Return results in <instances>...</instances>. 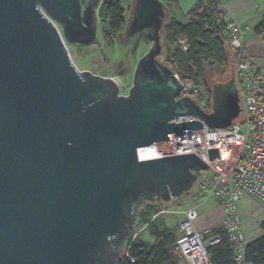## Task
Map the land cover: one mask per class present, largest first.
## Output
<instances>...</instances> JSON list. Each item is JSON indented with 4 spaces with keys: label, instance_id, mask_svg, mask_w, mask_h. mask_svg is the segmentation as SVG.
<instances>
[{
    "label": "water",
    "instance_id": "obj_1",
    "mask_svg": "<svg viewBox=\"0 0 264 264\" xmlns=\"http://www.w3.org/2000/svg\"><path fill=\"white\" fill-rule=\"evenodd\" d=\"M102 2L0 0V264H118L138 207L182 196L209 167L194 153L159 157L150 144L241 116L234 69L212 84L211 111L181 97L159 59L163 0H134L118 35L132 53L151 44L127 94L80 70L66 40L99 43ZM185 115L199 120L173 122Z\"/></svg>",
    "mask_w": 264,
    "mask_h": 264
},
{
    "label": "built area",
    "instance_id": "obj_2",
    "mask_svg": "<svg viewBox=\"0 0 264 264\" xmlns=\"http://www.w3.org/2000/svg\"><path fill=\"white\" fill-rule=\"evenodd\" d=\"M215 2L223 12L224 46L235 51L233 69L242 105V121L227 128H211L204 123L199 129L172 132L168 141L150 144V150L159 157L194 153L209 165L208 170L196 172L198 202L184 209L178 221L176 248L185 264H211L210 249L223 240L220 229L227 231L238 263L246 264L247 245L254 238L256 225L264 221L241 206L246 194L264 202V62H253L245 37L246 29L237 15L223 2ZM178 45L182 51H188L186 39L180 38ZM167 47L171 51L172 47ZM175 75L182 84L181 97H191L208 111V99L201 93L200 85L183 79L176 71ZM112 78L121 88L119 79ZM191 120H199V117L179 116L173 122ZM212 149L219 152L215 159L210 157ZM211 200L222 206L223 216L216 226L199 230L196 225L199 209Z\"/></svg>",
    "mask_w": 264,
    "mask_h": 264
},
{
    "label": "trees",
    "instance_id": "obj_3",
    "mask_svg": "<svg viewBox=\"0 0 264 264\" xmlns=\"http://www.w3.org/2000/svg\"><path fill=\"white\" fill-rule=\"evenodd\" d=\"M169 1L178 5L180 0ZM215 1L223 2L199 0L187 14L185 22L169 19L167 16L161 33L163 53L159 56L162 62L170 65L183 79L193 80L203 87L204 93H201L208 99V111L212 110V85L209 86L207 83L209 68L217 67L222 72L230 65H234L235 61V51L224 46L226 29L223 12ZM98 13L103 18V39L106 42L114 41L127 25L126 11L121 0H104ZM257 31H264V19L257 27ZM180 38L186 39L187 52L179 47ZM167 45L172 47L171 51L167 49ZM157 199L161 200L160 197ZM143 203L138 207L137 225L146 226L153 241L147 242L140 236L130 239L122 248L123 258L118 264H185L176 248L178 226L158 224L160 210L155 202L148 201L147 205L141 208ZM259 224L263 233L254 237L247 245L246 264H264V221ZM219 232L223 240L210 249L211 264H239L227 231L220 229ZM126 253L134 261L130 260Z\"/></svg>",
    "mask_w": 264,
    "mask_h": 264
},
{
    "label": "rangeland",
    "instance_id": "obj_4",
    "mask_svg": "<svg viewBox=\"0 0 264 264\" xmlns=\"http://www.w3.org/2000/svg\"><path fill=\"white\" fill-rule=\"evenodd\" d=\"M104 1V0H102ZM134 0H121L123 7L126 11L127 22L130 19L129 15L132 10ZM165 1V0H164ZM99 12V10H98ZM99 20V32L97 45L86 46L82 44L71 43L66 40V44L70 51L71 57L74 63L80 70H90L94 74L105 77H116L119 79L121 85V93L127 94L133 83L134 71L139 59L149 50L150 43H142L138 49L132 53L126 46L120 43V39L116 38L112 42H106L102 36L103 18L98 13ZM125 29V28H124ZM124 31V30H123ZM128 50L127 58H124L125 52ZM233 73V64L230 67L220 71L219 68H209L207 75L208 85H212L214 82L223 80L227 77H231ZM200 91L204 93V89L200 86ZM238 123L242 121V116L236 120ZM197 183L193 185L182 196L174 197L168 201L155 199V205L160 210L157 218V223L170 227H177L178 221L182 216V211L198 202L196 197ZM212 201V200H211ZM211 201L202 206L199 209L200 215L206 221L208 219V211L211 207ZM148 201H145L141 208L147 205ZM241 206L250 214L257 217H264V202L259 199L246 194L241 200ZM154 217V216H153ZM247 223V219L244 220ZM262 229L258 223L255 227L254 237L262 235ZM140 236L147 242H152L149 229L141 224L136 226L135 237Z\"/></svg>",
    "mask_w": 264,
    "mask_h": 264
},
{
    "label": "crops",
    "instance_id": "obj_5",
    "mask_svg": "<svg viewBox=\"0 0 264 264\" xmlns=\"http://www.w3.org/2000/svg\"><path fill=\"white\" fill-rule=\"evenodd\" d=\"M164 1V0H163ZM199 0H180L178 5L165 0L169 19L181 22L187 21V14ZM228 9L234 12L246 29L245 37L249 44L252 60L256 64L264 62V31L258 32L257 27L264 19V0H223ZM168 49V47H167ZM223 216V208L216 201H211L208 219L200 217L196 221L199 230H206L216 226ZM264 218V217H263Z\"/></svg>",
    "mask_w": 264,
    "mask_h": 264
},
{
    "label": "flooded vegetation",
    "instance_id": "obj_6",
    "mask_svg": "<svg viewBox=\"0 0 264 264\" xmlns=\"http://www.w3.org/2000/svg\"><path fill=\"white\" fill-rule=\"evenodd\" d=\"M123 32V31H122ZM126 48L130 51V52H132V50H133V48H131L130 46H126Z\"/></svg>",
    "mask_w": 264,
    "mask_h": 264
}]
</instances>
